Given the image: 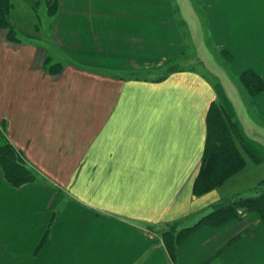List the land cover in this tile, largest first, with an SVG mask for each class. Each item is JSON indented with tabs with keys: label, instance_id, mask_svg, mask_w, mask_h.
I'll return each instance as SVG.
<instances>
[{
	"label": "crops",
	"instance_id": "obj_1",
	"mask_svg": "<svg viewBox=\"0 0 264 264\" xmlns=\"http://www.w3.org/2000/svg\"><path fill=\"white\" fill-rule=\"evenodd\" d=\"M201 1L232 74L252 68L264 78L253 63L264 55V0ZM56 2L54 15L42 8L41 30L68 61L59 72L46 69L45 46L0 28V144L40 177L14 187L0 167V264H264V220L254 210L197 226L176 262L161 241L167 224L191 226L264 178V145L247 137L259 163L193 191L219 92L195 68L149 77L186 51L173 1ZM254 101L264 113V89Z\"/></svg>",
	"mask_w": 264,
	"mask_h": 264
},
{
	"label": "trees",
	"instance_id": "obj_2",
	"mask_svg": "<svg viewBox=\"0 0 264 264\" xmlns=\"http://www.w3.org/2000/svg\"><path fill=\"white\" fill-rule=\"evenodd\" d=\"M48 7L49 15H54L57 10L56 0ZM26 5V4H25ZM13 0H0V28L7 30V38L18 40L15 34L11 16L14 9ZM45 67L48 71L59 72L63 69L60 64H49L46 60ZM182 68L174 63L161 69L159 75L151 78L152 81L164 79L168 74L180 71ZM152 76V74H149ZM237 81L242 84L245 91L253 98L264 89L261 76L252 68L246 69L237 76ZM252 104V100L250 101ZM253 105V104H252ZM245 135L232 116V111L227 108L225 100L219 96L214 99L206 114V136L199 173L193 185L195 194L200 195L211 189L218 188L228 179L240 172L247 161L259 163V159L246 146ZM21 154L9 143L0 145V166L3 176L14 187L37 180L36 171L24 162ZM249 190L254 195L244 196L241 193L233 196L222 197L216 202L211 211L200 217L193 225L177 229L178 222L167 224L160 237L171 259L176 262L177 245L197 226L220 225L233 217H240L242 211H257L264 220V178L252 185ZM241 208V213L238 209ZM48 231V230H47ZM43 236L38 247L44 242Z\"/></svg>",
	"mask_w": 264,
	"mask_h": 264
},
{
	"label": "rangeland",
	"instance_id": "obj_3",
	"mask_svg": "<svg viewBox=\"0 0 264 264\" xmlns=\"http://www.w3.org/2000/svg\"><path fill=\"white\" fill-rule=\"evenodd\" d=\"M172 1L175 21L186 42L185 53L172 63L181 68L202 70L207 76L209 83L214 86L216 91L218 90V96L225 100L226 106L232 111L233 118L238 124H242L246 136L245 141L249 138V143L252 147H254V143L258 144L257 146H259V144L264 145V113L255 109L254 97L256 95L251 98L242 84L237 81V76L241 72L239 74H232L230 70L231 54L224 48L215 45L209 30L205 5L201 0ZM13 2L15 4V9H13L11 21L14 25L17 38L25 40L31 38L39 42L49 51L50 56L49 59L47 58L48 63H57L64 67L68 63L67 59L41 30L42 8L45 5L46 7H49V5L52 6V0L50 2L47 0H13ZM259 27H264V22H259ZM262 50H264V48H262ZM253 63L264 70V55L261 54L260 58L255 59ZM256 72L260 75L258 71ZM161 73L162 72H155L149 77H154L155 75L160 76ZM262 77L263 76H261V78ZM251 100L253 105L250 103ZM245 143L248 146L247 141ZM25 163L27 164V162ZM26 166L34 170L31 166ZM36 175L37 179H40L37 173ZM6 182L9 183L8 181ZM238 183L241 182L235 181L232 183V186L236 187ZM245 185L246 184L242 187ZM248 187L242 188V195L247 196L255 194L253 190H249L250 186ZM181 224L184 225V223ZM177 227H179V224Z\"/></svg>",
	"mask_w": 264,
	"mask_h": 264
}]
</instances>
